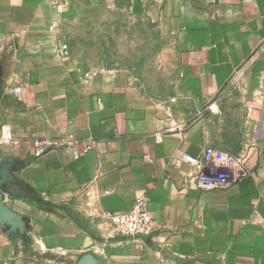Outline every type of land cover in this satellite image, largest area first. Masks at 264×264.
<instances>
[{"label": "crops", "instance_id": "0c3cea01", "mask_svg": "<svg viewBox=\"0 0 264 264\" xmlns=\"http://www.w3.org/2000/svg\"><path fill=\"white\" fill-rule=\"evenodd\" d=\"M116 1L0 0V125L14 136L0 146V264H264V0H129L175 44L163 101L59 52L62 22ZM225 104L235 147L208 126ZM68 135L88 152L31 154ZM206 146L243 156L248 176L203 191L206 168L177 160ZM140 196L152 232L113 237L105 215Z\"/></svg>", "mask_w": 264, "mask_h": 264}, {"label": "rangeland", "instance_id": "374dc122", "mask_svg": "<svg viewBox=\"0 0 264 264\" xmlns=\"http://www.w3.org/2000/svg\"><path fill=\"white\" fill-rule=\"evenodd\" d=\"M59 29L68 55L83 70L125 73L141 93L154 100L163 101L171 95L176 76L175 44L162 27L132 9L129 0H117L113 7L68 19ZM221 110L217 117L210 111V132L225 127L227 143L235 147L240 121L230 117L227 104Z\"/></svg>", "mask_w": 264, "mask_h": 264}, {"label": "built area", "instance_id": "2783aa9c", "mask_svg": "<svg viewBox=\"0 0 264 264\" xmlns=\"http://www.w3.org/2000/svg\"><path fill=\"white\" fill-rule=\"evenodd\" d=\"M59 52L67 55V44L61 43ZM16 90L19 91L20 88ZM13 141L14 136L11 130L4 125H0V146ZM90 147V142L80 144L73 135L61 138H40L32 141L31 154L38 157L50 150L65 148L68 149L73 159H77L88 152ZM177 162H185L206 168L208 181L204 182L203 176L198 178L199 187L205 192L225 188L245 178L250 172L244 163L243 156H234L227 151L212 146H206L200 158L182 153L179 155ZM216 179L219 180V184L215 183ZM105 218L113 237L138 239L146 237L153 230V219L146 209L145 196L138 197L127 212L109 213L105 215Z\"/></svg>", "mask_w": 264, "mask_h": 264}]
</instances>
